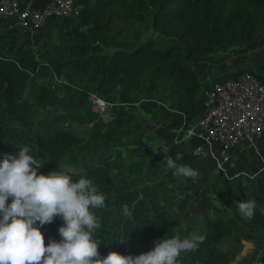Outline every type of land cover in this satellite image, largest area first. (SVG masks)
Here are the masks:
<instances>
[{
  "label": "trees",
  "instance_id": "obj_1",
  "mask_svg": "<svg viewBox=\"0 0 264 264\" xmlns=\"http://www.w3.org/2000/svg\"><path fill=\"white\" fill-rule=\"evenodd\" d=\"M32 2L41 9L50 0ZM126 2L134 4L138 19L149 18L153 31L173 39L172 44L160 47L153 39L139 37L113 43L108 10ZM75 4L79 15L71 18L77 41L70 44L67 52L61 45L20 53L0 46V152L30 145L32 154L44 164L40 172L47 173L73 148L83 146L82 137L70 124L90 125L91 137L108 144L116 136L130 132L127 119L107 121L106 114L102 117L95 112L90 93L98 92L108 98L117 87L138 90L148 85V89H153L161 81H172L183 91L178 108L191 120L204 113L206 92L218 81L251 71L264 84V74L251 66L216 75L204 83L194 67L218 49L253 40L258 26L264 25V0H76ZM50 73L65 79L61 82L65 105L61 113L38 118L28 90L31 87L35 92L39 78ZM55 94L50 89L45 93L46 99L53 100ZM201 142L193 138L189 144ZM181 145L173 143L168 155L127 162L118 152L115 157L106 155L97 163L73 169L75 178H91L98 190L106 194V207L96 210L101 225L96 232L101 256L112 250L140 254L164 235L183 238L198 232L205 239L196 249L182 253L181 264H231L232 255L222 248L221 241L231 236L233 229L223 216L206 214L199 227L190 222L176 225L165 205L160 204L161 192L154 185L155 176L167 158H177ZM197 160L189 148L180 158L181 164L187 165ZM118 163L125 174L114 178ZM253 181L246 175L230 178L219 172L213 175L210 187L235 220L247 228L264 231V192ZM248 199L256 201L251 219L243 217L238 209V203ZM124 203L133 213L131 218L122 214ZM62 223L57 217L43 226L45 244L49 239H60L58 228Z\"/></svg>",
  "mask_w": 264,
  "mask_h": 264
},
{
  "label": "crops",
  "instance_id": "obj_2",
  "mask_svg": "<svg viewBox=\"0 0 264 264\" xmlns=\"http://www.w3.org/2000/svg\"><path fill=\"white\" fill-rule=\"evenodd\" d=\"M74 24L73 18L69 16L50 17L44 25L34 28L22 25L16 18H0V46L20 53L25 49L38 51L44 47L61 45L63 52H67L70 44L77 41L72 32ZM263 56L264 25H259L254 39L250 42L218 49L195 63L194 67L202 83L216 76L218 71L226 73L227 70L234 71L243 66H251L259 71L257 73L264 74ZM147 86L144 85L138 90L117 87L108 96L110 108L106 113L107 121L125 118L130 124V132L116 136L110 143L109 154L113 157L120 152L129 162L168 155L172 144L178 142L184 125L183 112L178 108V100L183 91L172 81H161L153 89H148ZM260 148L264 153L263 141ZM185 152H188V145L182 143L180 154L174 160L181 163V154ZM188 163L197 170L196 178L175 177L167 169L165 162L160 165L155 176L154 185L161 192L160 204L165 205L170 219L176 225L190 222L199 227L206 214L221 215L233 229L232 235L221 241L222 248L232 255L231 264L264 258V231L247 228L235 220L230 210L211 189L213 175L209 177L208 172L215 167V160ZM225 166L231 175L242 171L258 172V178L253 182L258 190L264 192V162L259 159L253 147L242 144L235 148Z\"/></svg>",
  "mask_w": 264,
  "mask_h": 264
},
{
  "label": "clouds",
  "instance_id": "obj_3",
  "mask_svg": "<svg viewBox=\"0 0 264 264\" xmlns=\"http://www.w3.org/2000/svg\"><path fill=\"white\" fill-rule=\"evenodd\" d=\"M32 151L25 144L16 151L0 152V264H181L182 253L196 249L205 239L198 232L183 238L164 235L140 254L112 250L101 256L96 210L106 207V194L91 178H75L69 166L40 172L44 164ZM165 163L177 178L198 176L190 165L172 158ZM238 209L251 219L255 199L240 201ZM121 210L132 217L127 203ZM57 217L63 221L60 239L45 244L42 228Z\"/></svg>",
  "mask_w": 264,
  "mask_h": 264
},
{
  "label": "built area",
  "instance_id": "obj_4",
  "mask_svg": "<svg viewBox=\"0 0 264 264\" xmlns=\"http://www.w3.org/2000/svg\"><path fill=\"white\" fill-rule=\"evenodd\" d=\"M76 0H50L45 8H36L32 0H0V18H16L26 27L44 25L50 17H76L79 7ZM60 82L65 79L59 77ZM92 108L104 117L110 102L98 92L89 94ZM205 111L194 120H188L185 113L184 125L178 137L179 143H186L192 155L201 159L215 160V174L223 172L233 178L246 175L257 179L258 172L242 171L229 174L226 162L235 148L242 144L253 147L264 162L260 143H264V84L251 71L237 77L218 81L206 92ZM199 139L198 145H190L191 139ZM241 264H264L263 258H255Z\"/></svg>",
  "mask_w": 264,
  "mask_h": 264
},
{
  "label": "rangeland",
  "instance_id": "obj_5",
  "mask_svg": "<svg viewBox=\"0 0 264 264\" xmlns=\"http://www.w3.org/2000/svg\"><path fill=\"white\" fill-rule=\"evenodd\" d=\"M108 20L111 23L112 31L111 35L113 43L117 41H131L135 37H139V40L153 39L160 47H166L174 41L173 39L165 38L155 33L151 26V20L145 18L143 20L138 19L135 16L136 8L133 3L126 2L125 5H117L108 10ZM258 23H261L260 19H257ZM256 59H254V62ZM264 56L262 60L263 67ZM254 66V63H253ZM255 67V66H254ZM259 72L258 70H255ZM227 72H230L227 70ZM224 72L218 71L221 75ZM50 89L56 91L53 100H47L45 93ZM28 97L31 99L34 105V114L36 117H50L53 114L61 113L65 105L66 94L62 87V83L59 80V76L55 74H47L44 77H40L38 81V87L35 92H32L31 87L28 90ZM107 100L108 98L105 97ZM70 127L83 139V146L73 148L68 155L59 163L55 164L51 169H56L59 166L61 168L69 166L72 169H79L86 165L99 162L104 156L110 155L111 148H105L110 144L97 140L90 135V125H77L70 124ZM105 148V149H104ZM259 157V156H258ZM260 159V158H259ZM205 161L207 159H201ZM196 167V166H195ZM198 168V167H196ZM168 169V168H167ZM172 171V170H171ZM114 178L125 174V169L119 163L114 167ZM215 174V167L208 172L209 177ZM207 175V176H208ZM206 185V183H205ZM207 186V185H206ZM200 204V203H198ZM195 208V204H193ZM176 212V210H175Z\"/></svg>",
  "mask_w": 264,
  "mask_h": 264
}]
</instances>
